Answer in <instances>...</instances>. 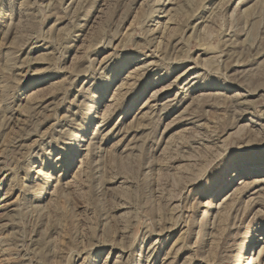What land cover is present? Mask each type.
<instances>
[{
  "label": "rangeland",
  "instance_id": "374dc122",
  "mask_svg": "<svg viewBox=\"0 0 264 264\" xmlns=\"http://www.w3.org/2000/svg\"><path fill=\"white\" fill-rule=\"evenodd\" d=\"M0 264H264V0H0Z\"/></svg>",
  "mask_w": 264,
  "mask_h": 264
}]
</instances>
